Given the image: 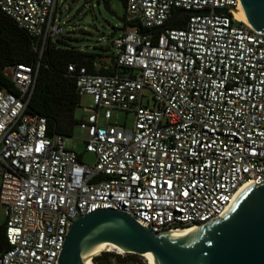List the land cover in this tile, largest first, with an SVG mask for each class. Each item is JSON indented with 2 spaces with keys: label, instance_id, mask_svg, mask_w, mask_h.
<instances>
[{
  "label": "built area",
  "instance_id": "obj_1",
  "mask_svg": "<svg viewBox=\"0 0 264 264\" xmlns=\"http://www.w3.org/2000/svg\"><path fill=\"white\" fill-rule=\"evenodd\" d=\"M56 7L0 0L37 53L2 69L15 90L0 89V264H56L77 210H121L160 233L220 218L244 183L264 182V34L236 17L238 0H125L109 65H66L93 100L78 122L91 162L27 111L43 49L63 32ZM112 109L131 112L132 126L110 123Z\"/></svg>",
  "mask_w": 264,
  "mask_h": 264
},
{
  "label": "water",
  "instance_id": "obj_2",
  "mask_svg": "<svg viewBox=\"0 0 264 264\" xmlns=\"http://www.w3.org/2000/svg\"><path fill=\"white\" fill-rule=\"evenodd\" d=\"M238 3L246 22L264 34V0ZM102 5L114 14L108 1L104 0ZM182 12L180 9L176 14ZM215 12L226 13L227 8H216ZM118 20L123 22V18ZM171 23L172 20L165 25ZM70 219L56 264H91L88 259L92 254L107 247L141 256L151 253L154 264H264V182L248 185L220 218L198 228L157 233L113 208H98L85 214L77 210ZM130 263L128 260L125 264ZM110 264H116L115 259Z\"/></svg>",
  "mask_w": 264,
  "mask_h": 264
},
{
  "label": "trees",
  "instance_id": "obj_3",
  "mask_svg": "<svg viewBox=\"0 0 264 264\" xmlns=\"http://www.w3.org/2000/svg\"><path fill=\"white\" fill-rule=\"evenodd\" d=\"M125 6V0H121ZM180 23L172 21L170 26H179ZM125 23H123L124 29ZM34 38L23 28L18 27L14 21L0 11V89L14 91L10 80L2 73L7 64H30L37 56L32 49ZM100 54L84 51L76 47L59 46L56 41H48L41 54V62L33 92L27 105V111L45 116L47 120V133L60 132L67 134L77 122L74 118V110L79 104L80 95L75 88L72 78L65 77L66 65L70 62L76 65H85L89 71L102 72L95 69L92 61ZM8 244L5 240L4 223L0 224V252L5 250ZM105 251L94 258L97 264L111 262L112 258L122 260L127 256ZM139 262H132L135 264ZM140 264V263H139ZM146 264V263H143Z\"/></svg>",
  "mask_w": 264,
  "mask_h": 264
},
{
  "label": "rangeland",
  "instance_id": "obj_4",
  "mask_svg": "<svg viewBox=\"0 0 264 264\" xmlns=\"http://www.w3.org/2000/svg\"><path fill=\"white\" fill-rule=\"evenodd\" d=\"M103 1L57 0L56 18L57 22L62 25L63 32L53 37V41H56L59 46H72L84 51L98 53L100 56L97 57V60L107 66L110 63V55L116 51L112 40L123 32V22L119 21L118 18H123L124 5L121 0H106L110 10L114 13L110 14L104 9ZM142 101L152 106V93L148 88L143 89ZM86 106H93V100L90 95L83 94L74 110V118L77 122L67 132L65 144L75 152L82 153L85 161L91 162L94 156L84 151L83 139L86 136V131L81 129L78 123L80 119L86 116V112L83 110ZM109 122L130 128L133 123V114L120 109H112ZM98 123L103 125L102 118L99 119ZM3 222L4 212L0 208V224ZM103 252L105 251H101L98 255ZM123 255L125 254H121L120 257ZM126 255L122 260L112 259H115L116 264H125L128 260H131V263L137 261L140 264H148L144 256L131 253ZM106 264H110V262H106Z\"/></svg>",
  "mask_w": 264,
  "mask_h": 264
},
{
  "label": "bare ground",
  "instance_id": "obj_5",
  "mask_svg": "<svg viewBox=\"0 0 264 264\" xmlns=\"http://www.w3.org/2000/svg\"><path fill=\"white\" fill-rule=\"evenodd\" d=\"M236 14V17L237 18H239V19H241V20H243V21H246L245 20V17H244V15H243V12H242V10L239 8V10L235 13ZM248 185H250V183L249 182H247V183H244L237 191H236V193L234 194V196H233V199H232V201H231V203L238 197V195L248 186ZM230 203V204H231ZM191 227H196V228H198L199 226H197V225H189V226H183V227H180V228H191ZM180 228H177V229H180ZM175 230V229H174ZM104 251H111V252H115V253H117V254H123L124 253V251H122V252H120V251H118V250H115V249H113V248H110V247H107L106 248V250H104ZM101 251H99V252H95L94 254H92V255H98L99 253H100ZM142 256H144L145 258H146V261L148 262V264H154V261H153V255L151 254V253H145V254H143ZM91 258V257H90ZM90 258L88 259V263H90Z\"/></svg>",
  "mask_w": 264,
  "mask_h": 264
},
{
  "label": "snow or ice",
  "instance_id": "obj_6",
  "mask_svg": "<svg viewBox=\"0 0 264 264\" xmlns=\"http://www.w3.org/2000/svg\"><path fill=\"white\" fill-rule=\"evenodd\" d=\"M185 195H187V193L185 192Z\"/></svg>",
  "mask_w": 264,
  "mask_h": 264
}]
</instances>
